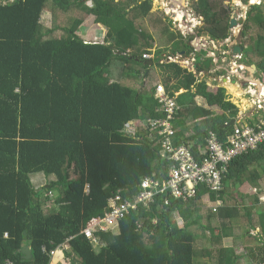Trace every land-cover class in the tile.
Returning a JSON list of instances; mask_svg holds the SVG:
<instances>
[{
    "label": "trees",
    "instance_id": "1",
    "mask_svg": "<svg viewBox=\"0 0 264 264\" xmlns=\"http://www.w3.org/2000/svg\"><path fill=\"white\" fill-rule=\"evenodd\" d=\"M262 4L248 12L243 33L250 36L242 45L251 47L243 53L248 64L264 73ZM45 11L52 13L51 28L42 24ZM151 11L150 0H0V264H50V252L69 239L72 264H239L238 248L249 236L259 243L248 250L249 259L264 264V145L229 165L220 193L201 188L188 201L163 193L130 210L117 233L96 234L99 252L82 233L105 217L116 196L132 201L146 178L162 179L167 170L158 131L149 124L165 118L153 69L165 51L187 57L192 47ZM196 11L213 40L229 37L223 0H197ZM90 18L107 28L103 42H86L78 34ZM154 43L159 50L149 66L143 55L151 54ZM160 67L170 96L185 91L176 98L181 109L173 144L190 146L201 160L210 131L227 141L234 126H224L237 120L239 108L225 89L199 82L178 64ZM197 97L221 113L200 107ZM133 122L145 125L129 133ZM37 174L54 180L37 189ZM245 183L257 193L238 203ZM207 195L223 202L217 211L202 209ZM241 218L248 220L243 233ZM26 246L31 259L24 258Z\"/></svg>",
    "mask_w": 264,
    "mask_h": 264
},
{
    "label": "built area",
    "instance_id": "2",
    "mask_svg": "<svg viewBox=\"0 0 264 264\" xmlns=\"http://www.w3.org/2000/svg\"><path fill=\"white\" fill-rule=\"evenodd\" d=\"M201 18L202 17H199L198 21H202ZM199 45L201 48L205 46L204 43L201 42ZM239 45V43L235 45L228 41V50L223 54L224 56L231 55L240 59L239 66H234L236 65L234 59L232 66H234L236 70L235 73L231 71L230 75L235 76V74H240L245 77L244 75L247 73L248 68L252 70L253 67L244 62L241 54H234L235 46ZM193 47L197 50V45H193ZM214 54L218 55V52H214ZM153 57L154 55L150 54H144L143 56L145 60L152 59ZM192 60L185 59L186 63L189 62V64ZM174 62H178V60L172 56H164L160 61L161 64ZM194 65L197 67L196 61ZM222 76L218 77L225 81L230 79L228 78L227 80ZM218 77L215 76L211 79L215 81ZM204 79L206 80L205 77L199 80L205 81ZM257 82L258 81L254 83ZM249 83L250 86H253V88L249 90L254 105L252 116L243 118L239 115L232 134L227 137V141L225 142H222L215 132L210 131L206 139V147L203 150V158L201 160L196 158L190 146H175L173 144L176 135L174 126L175 117L181 109L176 99L179 93H176V97H172L167 88L159 84L155 92V98L159 102V109L165 114V118L150 120L149 124L152 131H158L157 135L159 139L157 140V144L162 147L161 156L168 162L167 170L162 174V179H156V175L146 178L142 183L143 191L135 196V199L132 201L120 202L121 196L119 195L111 200L109 212L106 213L105 217L92 220L88 227L82 232L87 239L93 245H97L98 240L96 234L99 231H112L115 233L119 229V220L125 214H128L130 210H136L140 204L148 206L154 203L156 201L155 197L159 194L168 193L175 199L188 201L196 197L201 188L207 189L209 192H222L224 189L223 181L229 172V165L236 158L255 152L264 145V86L259 92L257 85L253 82ZM257 115L261 116L258 120H256ZM134 131L135 129L128 130L129 133H134ZM207 198L213 205L214 211H217V208L223 204L220 200L211 202L209 195H207ZM7 236L8 235H6V237ZM67 244L59 250L51 251L50 256L53 257L59 251L64 252L67 250ZM6 264H13V262L8 260Z\"/></svg>",
    "mask_w": 264,
    "mask_h": 264
},
{
    "label": "rangeland",
    "instance_id": "3",
    "mask_svg": "<svg viewBox=\"0 0 264 264\" xmlns=\"http://www.w3.org/2000/svg\"><path fill=\"white\" fill-rule=\"evenodd\" d=\"M143 2V0H141ZM152 4V11L154 15H159L161 18L167 20V22L171 25L172 31L175 32L178 35V38L189 44L190 46L192 44H198L197 50L195 48L192 51L189 52V55L187 56L192 62L189 64V62L186 63V61L181 57L183 55L181 53H178V55L175 57V59L178 60V64L181 65L182 67H185L188 69L189 73H192L199 82H202L199 80L200 78H206V83L209 87L211 88H223L226 90V94L230 95V99L235 101V103L241 108V116L245 118L247 116L251 117L252 112L254 109V105L252 102V98L250 97L249 94V89L253 88V86H250L249 82H255V79L258 78L262 73L258 72L255 73V69L250 70L248 68L247 73L244 75L245 77L241 76L240 74H235V76H231L230 72L235 73L236 68L234 66H239V61L240 59H237L236 57L229 56L228 58H225L222 56L225 50L228 49L227 44L228 41H230L232 44H240L241 48H244L242 53H240L243 56V53L246 52L247 50H251L250 46H243L244 41L250 36V32L248 35H245L243 33L244 31V25L245 22L248 18V12L251 9V5L253 4L252 0L245 4L242 0V4L244 5L243 9L238 8L239 6L234 4L233 0H223V8H225L228 11L229 19L231 20L233 17H236V20L239 22L237 26H235V30L233 28L228 29V35L229 37L226 40H213L212 37L209 35V32L207 31L206 23L204 20V17L201 18L203 21H198L197 18L201 16L200 14L197 13L196 8H197V0H150ZM180 1V2H177ZM255 0L254 2H256ZM264 0H258L256 4H262ZM177 2V3H176ZM255 4V3H254ZM262 6H264L262 4ZM174 9H177V11H182V17L181 19H176L175 15L172 13ZM264 10V7H263ZM264 13V11H263ZM185 18V20H182ZM196 20V22L191 21ZM91 18L88 20L87 26H84L83 28L78 30V34L82 37L84 41L87 42H103L107 36L108 30L104 28L103 26H100L98 24L93 23ZM42 24L47 27L51 28L53 26V17L51 11H45L42 16ZM145 25L149 28L150 34L155 36L152 32V23L147 19L145 21ZM231 31V32H230ZM200 42L204 43V49L200 48ZM205 43H208L205 44ZM211 44V45H209ZM243 44V45H242ZM210 46H213L214 50H219V55L214 54V51H209ZM243 46V47H242ZM157 50L159 48L157 47ZM246 50V51H245ZM154 51V50H151ZM204 51L206 54L201 55V52ZM169 51H165L166 56H170ZM187 57L184 56L186 59ZM198 57L202 58V63L196 64L197 67H195L194 63L195 61L197 62ZM235 59L236 65L232 66L233 61ZM244 62L247 61V58L243 56ZM195 60V61H194ZM205 60H210L211 63L209 65V68H206L203 66ZM166 65V63H165ZM250 65V64H249ZM160 66V65H158ZM235 68V69H234ZM162 71L161 67H158L157 69L154 67L153 73L157 74V72ZM127 72V71H126ZM220 74H222V77H225L227 80L230 78L228 81L222 80V78L218 77ZM218 77L217 80L213 81L211 78L212 77ZM156 81L159 80L160 76L156 75L155 76ZM236 80V83L233 81ZM259 81V79H258ZM258 87V91L260 92L262 90V87L264 86V83H261L260 81L257 83H254ZM159 86V85H157ZM156 86V90L158 87ZM250 86V87H249ZM231 90V91H230ZM253 92V91H251ZM238 94V95H237ZM237 95V96H236ZM145 124L140 123V122H133L128 130H133L136 129L137 126H144ZM33 182L35 183L36 188L40 189V187H46L49 185L50 181L54 180V177L50 178L47 180L44 174H37L32 177ZM264 183V181H262ZM248 188V187H247ZM262 193L264 192V185L261 187ZM247 193H243L244 195V200L238 199L237 202H247V197L252 196L256 194L255 190L251 189L250 187L248 188ZM57 193L59 192H54L53 194H50V197L55 198L57 196ZM261 191L259 193V197L264 196ZM55 196V197H54ZM205 202L207 205H204L202 209L204 211L208 210L210 211L213 209V205L208 201V198L205 197ZM261 202V201H260ZM236 202H232V204H235ZM52 207H55V202H52L51 204ZM178 222L180 225H182L181 220L179 219ZM239 224L241 225V232H246L248 231V220L246 218H241L239 220ZM198 233H202L199 231ZM251 235L254 234V232H250ZM225 245L226 246H233L232 239H225ZM244 244H242V247L240 246L238 248V253L243 254V258L241 259L239 264H258L256 262H253L251 259L248 257V250L252 248H256L257 245H259L256 240H254L253 236L246 237L244 239ZM203 247V243L198 240L196 243V248L201 249ZM99 251V249H98ZM65 252V251H64ZM68 252V251H67ZM67 252L64 253V256L67 258V263L66 264H71L73 260V256H69ZM58 254V253H57ZM58 255H62V253H59ZM199 259V258H198ZM201 261H204L203 258L200 259Z\"/></svg>",
    "mask_w": 264,
    "mask_h": 264
},
{
    "label": "crops",
    "instance_id": "4",
    "mask_svg": "<svg viewBox=\"0 0 264 264\" xmlns=\"http://www.w3.org/2000/svg\"><path fill=\"white\" fill-rule=\"evenodd\" d=\"M234 1V0H233ZM255 1V0H254ZM254 1H252L253 3H256V2H254ZM240 4L241 5H238L239 7L238 8H244V5L242 4V2L240 1ZM101 26V25H100ZM87 42V41H86ZM154 48L152 49V50H154V52H156L157 51V43H154V46H153ZM219 51V50H218ZM217 51V52H218ZM226 51V50H225ZM163 55H165V54H163ZM218 55H219V52H218ZM224 54H222V56H223ZM228 57H229V55H227ZM154 67L157 69L158 67H160V66H158L157 64H155L154 65ZM257 71V70H256ZM157 74H158V76H160V78H159V80L158 81H156V79H155V81L152 83V86H154V87H156L157 85H159V84H163L165 87H166V83H165V81H164V75H163V72L162 71H159L158 70V72H157ZM176 81L175 80H172V83L171 84H174ZM256 82V81H255ZM259 82V81H258ZM185 91L182 89L180 92H179V95L180 94H182V93H184ZM196 102H197V104L200 106V107H202V108H204V109H211V107L207 104V102H206V100L205 99H203L202 97H197L196 98ZM211 110H213V111H215V112H220L221 113V110L218 108V107H214V108H212ZM263 185H264V183H262L261 182V187H263ZM250 187L251 189H256V188H253L249 183H245L242 187H241V189H240V191L242 192V193H244L245 191V193H247L249 190H248V188ZM262 194H264V192L262 193ZM260 198V201L261 202H264V196H262V197H259ZM117 233V232H116ZM68 245V248H66L67 249V251L68 250H70V248H69V244H67ZM94 246V248H95V250H96V252H99L100 251V243H98L97 245H93ZM232 246V245H231ZM58 249H60V248H58ZM98 249H99V251H98ZM62 253V255H58V254H55V256L54 257H52L51 258V262H50V264H66L67 263V258L64 256V252H61Z\"/></svg>",
    "mask_w": 264,
    "mask_h": 264
},
{
    "label": "clouds",
    "instance_id": "5",
    "mask_svg": "<svg viewBox=\"0 0 264 264\" xmlns=\"http://www.w3.org/2000/svg\"><path fill=\"white\" fill-rule=\"evenodd\" d=\"M251 1V0H250ZM242 2V1H241ZM261 3V2H260ZM260 3L259 4H251V5H260ZM199 17H202V16H199ZM199 17L197 18V20H199ZM203 22V21H202ZM239 23V22H238ZM102 26V25H101ZM104 28H106V27H104ZM107 29V28H106ZM232 32H233V29H232ZM205 44H207L208 45V43H205ZM193 45H197L198 46V44H192L191 45V47H193ZM209 45H211V44H209ZM199 47V46H198ZM210 47H212V48H209V51H214V52H217L218 50H214L213 49V46H210ZM236 47H240V45L239 46H235V48ZM201 48V47H200ZM234 48V49H235ZM193 49H194V47H193ZM203 49V48H202ZM228 50V49H227ZM226 50V51H227ZM158 51V50H157ZM157 51L156 52H154V51H151V54L150 55H154V57L152 58V59H149V60H153L154 61V59L156 58L155 57V55H157ZM165 54V53H164ZM182 55H183V53H181ZM235 54V53H234ZM238 54H240V53H238ZM178 55V54H177ZM144 56V55H143ZM164 56L166 57V55H161V60L164 58ZM170 56H172V55H170ZM224 56V55H223ZM172 57H176V56H172ZM184 60H185V58H184V55L183 56H181ZM186 57V56H185ZM225 58H228V56H224ZM144 59V58H143ZM186 59H189L188 57L186 58ZM146 61V60H145ZM205 61H207V60H205ZM204 61V62H205ZM247 64L249 63L248 62V60L247 61H245ZM175 64H178L177 62H174ZM210 63H211V61H210ZM155 64V63H154ZM167 64V63H166ZM168 64H172V63H168ZM196 64H197V62H196ZM159 65H165V64H161L160 62H159ZM179 65V64H178ZM249 65V64H248ZM180 67H182L181 65H179ZM203 66H205L204 64H203ZM249 66H251V67H253V64H250ZM183 69H186L187 71H188V69L187 68H185V67H182ZM256 70H257V67H256ZM255 70V71H256ZM189 72V71H188ZM259 71L257 70L255 73H258ZM258 79H259V81L261 82V83H263V80H264V73H262L258 78H256L255 80L256 81H258ZM206 82V81H205ZM234 82L236 83V80H234ZM163 85V84H162ZM220 88V87H219ZM213 89H218V87L217 88H213ZM226 91V90H225ZM156 92V91H155ZM226 96H227V98H228V101H230V102H232L233 104H235L238 108H239V114H238V117H239V115H241V108L235 103V101H233L232 99H230V95H228V93L226 94ZM253 110V109H252ZM238 117H237V120H234L235 121V124L234 125H232V126H235L236 125V123H237V121H238ZM229 124V123H228ZM227 125V124H226ZM254 190H256V192H257V189H254ZM258 230V229H257ZM254 234H255V232H254ZM56 250H59V249H56ZM65 252H67V250H65ZM64 252V253H65ZM58 253H61L60 251L58 252ZM57 254V253H56ZM55 256V255H54ZM53 256V257H54ZM66 257V256H65ZM52 258V257H51ZM75 257H73V259H74ZM73 261V260H72ZM72 264V263H71Z\"/></svg>",
    "mask_w": 264,
    "mask_h": 264
},
{
    "label": "water",
    "instance_id": "6",
    "mask_svg": "<svg viewBox=\"0 0 264 264\" xmlns=\"http://www.w3.org/2000/svg\"><path fill=\"white\" fill-rule=\"evenodd\" d=\"M238 25V21L236 20V17H233L231 20H230V29H233L235 26ZM231 32V31H230ZM212 48V47H210ZM244 50V48H241V47H236L234 49V53L235 54H238V53H242V51ZM145 64L146 65H149V66H153L154 65V61L153 60H146L145 61ZM204 65L206 68H209V65H210V60H207L204 62ZM253 69L256 70V66L253 65ZM150 73V70L147 71L146 73V76ZM235 124V121H231L229 124L225 125L224 127H228V126H232ZM23 254H24V258L25 259H31L33 257V253H32V249L29 247V246H26L23 248Z\"/></svg>",
    "mask_w": 264,
    "mask_h": 264
},
{
    "label": "bare ground",
    "instance_id": "7",
    "mask_svg": "<svg viewBox=\"0 0 264 264\" xmlns=\"http://www.w3.org/2000/svg\"><path fill=\"white\" fill-rule=\"evenodd\" d=\"M252 1H254V0H252ZM177 2H180V1H177ZM176 2V3H177ZM234 4H236V5H241L240 4V0H234ZM254 4V3H253ZM240 9H242V8H240ZM172 13L175 15V18L176 19H181V15H182V11L180 12V11H177V9H174L173 11H172ZM182 20H185V18H183ZM191 21H193V22H196V20H192L191 19ZM234 30H235V28H234ZM250 90V89H249ZM231 91V90H230ZM238 95V94H237ZM236 95V96H237ZM194 143V142H193ZM59 254V253H58Z\"/></svg>",
    "mask_w": 264,
    "mask_h": 264
}]
</instances>
